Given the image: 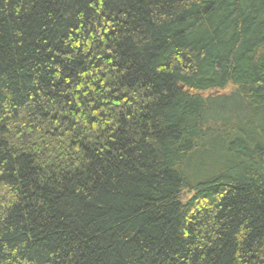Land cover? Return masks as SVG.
Listing matches in <instances>:
<instances>
[{"label": "trees", "instance_id": "16d2710c", "mask_svg": "<svg viewBox=\"0 0 264 264\" xmlns=\"http://www.w3.org/2000/svg\"><path fill=\"white\" fill-rule=\"evenodd\" d=\"M0 264H264V0H0Z\"/></svg>", "mask_w": 264, "mask_h": 264}]
</instances>
